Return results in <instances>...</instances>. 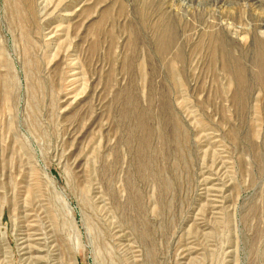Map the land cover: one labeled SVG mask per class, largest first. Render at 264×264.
<instances>
[{"label": "rangeland", "instance_id": "obj_1", "mask_svg": "<svg viewBox=\"0 0 264 264\" xmlns=\"http://www.w3.org/2000/svg\"><path fill=\"white\" fill-rule=\"evenodd\" d=\"M0 264H264V0H0Z\"/></svg>", "mask_w": 264, "mask_h": 264}]
</instances>
